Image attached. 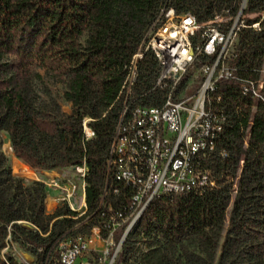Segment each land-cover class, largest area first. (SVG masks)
<instances>
[{"label": "trees", "instance_id": "trees-1", "mask_svg": "<svg viewBox=\"0 0 264 264\" xmlns=\"http://www.w3.org/2000/svg\"><path fill=\"white\" fill-rule=\"evenodd\" d=\"M243 3L0 0V264H19L4 253L13 244L30 254L33 264H45L61 241L89 235L101 221L106 189L105 202L116 212L130 206L133 192L112 181L108 160L125 106L128 66L162 9L190 12L200 25L227 19L224 30L241 13L246 27L238 32L229 65L237 78L260 79L264 0H246L242 8ZM255 23H260L259 31L251 27ZM202 42L200 31L192 43ZM214 61L215 57L199 55L192 68ZM39 69L65 89L64 97L72 104L70 115L55 101L41 102L35 89ZM158 74L157 59L145 53L138 63L132 107L162 105L164 92L153 90ZM254 89L257 98L245 94L234 79L218 82L215 97L221 98L220 117L227 123L217 140H210L209 153L200 164L210 172L215 187L202 195L155 197L125 237L116 264H264V103L260 89ZM84 119L94 133L90 139L84 133ZM1 133L9 136L14 157L35 172L85 163L86 213L75 219L77 214L67 204L47 213L45 184H26L13 174L1 150ZM193 168L198 172V166ZM86 218V224L91 222L75 230Z\"/></svg>", "mask_w": 264, "mask_h": 264}, {"label": "built area", "instance_id": "built-area-1", "mask_svg": "<svg viewBox=\"0 0 264 264\" xmlns=\"http://www.w3.org/2000/svg\"><path fill=\"white\" fill-rule=\"evenodd\" d=\"M222 23L217 20L200 25L190 12L178 14L167 7L161 10L136 53L137 61H131L128 66L125 80L130 95L108 160L112 181L113 174L131 173V182L122 185L132 190L133 204L125 206V212H116L105 202L106 189L101 202V221L93 226L89 235L61 241L56 255L45 264H116L119 247L123 246L121 233L126 232L138 210L161 195H202L215 187L210 172L200 164L209 153L210 140H217L220 127L227 123L220 121L221 98L215 97L218 82L234 79L241 88L260 89L264 103V69L260 79L250 80L235 77L229 65L238 32L246 27L241 13L228 30L223 29ZM251 27L256 31L261 29L260 23ZM200 31L203 42L194 46L192 38ZM147 52L159 63L153 90L164 92L163 103L156 107H132L130 101L138 77V63ZM199 55L215 57V61L203 65L199 74L189 75ZM83 126L86 139L92 138L94 133L91 129L87 132L86 119ZM249 134L250 127L246 131L245 146ZM189 165L198 166V175H190ZM75 170L82 180L80 189L77 185L65 188L62 201L72 206L71 202L79 199L84 208L83 188L88 169L84 163Z\"/></svg>", "mask_w": 264, "mask_h": 264}, {"label": "rangeland", "instance_id": "rangeland-1", "mask_svg": "<svg viewBox=\"0 0 264 264\" xmlns=\"http://www.w3.org/2000/svg\"><path fill=\"white\" fill-rule=\"evenodd\" d=\"M244 8V7H242ZM256 15H251L250 18H254ZM264 14H262V17ZM227 19L218 20V22L226 21ZM200 68H192V71L197 74L200 73ZM39 78L35 80V89L40 96V100L43 103H49L51 101H55L59 104L61 111L67 115L72 113V104L66 101L64 97L65 89L58 83H56L50 74L46 73L44 70L39 69L38 71ZM194 92V91H193ZM191 92V94L193 93ZM1 141L2 147L1 150L5 157L8 159L9 164L12 168L13 174L16 177L24 180L26 184L31 182L39 181L43 182L46 186L47 198L45 201L46 212L53 213L57 208L62 207L64 204H67L73 212L77 214L75 219H78L82 216L85 209L81 208L80 200L72 201V206L68 204V202L62 201L64 196L63 190L65 188L69 189L73 185H77L78 189H80L82 180L75 170V168L68 169H59L51 172H35L30 169L23 162L15 160L14 154L12 156L7 154V150L4 148L6 144L10 145L9 136L6 133H1ZM11 146V145H10ZM8 155V156H7ZM237 193V185L235 188V192L233 194L232 202L228 209V219L232 210L233 201L235 195ZM80 194V190H79ZM81 208V209H80ZM87 219V218H86ZM86 220L78 222L75 225V230H82L81 224ZM228 223V221H227ZM82 234H78L77 236L70 237L68 239H80L82 238ZM5 254L11 255L16 262L19 264H33L35 259L28 254L27 252L21 250L17 245L13 244L9 248L4 251Z\"/></svg>", "mask_w": 264, "mask_h": 264}, {"label": "bare ground", "instance_id": "bare-ground-1", "mask_svg": "<svg viewBox=\"0 0 264 264\" xmlns=\"http://www.w3.org/2000/svg\"><path fill=\"white\" fill-rule=\"evenodd\" d=\"M147 34H149V31L147 32ZM132 61H137V54L134 55ZM244 90H245V94L251 92V94H253L254 97H256V98L259 97L257 90H255L254 88H244ZM128 95H130V88L127 87V81H126V84L124 87L125 103H127ZM220 121H223V119L221 117H220ZM86 128H87V132L89 133L90 129L88 127H86ZM221 130H222V126L220 127V131ZM4 148L7 150L8 155H10V156L13 155L12 154L13 153L12 148L9 144H6L4 146ZM210 149H213L212 143H211ZM14 159L17 160L16 158H14ZM18 161L19 160H17V162ZM189 173H190V175H198V172L193 168V165H189ZM113 179L116 182H119L122 184L129 183V182H131V173L113 174ZM83 203H86L85 202V186L83 188ZM132 204H133V197L131 199L130 206H132ZM148 205H149V203H148ZM148 205H146V207L142 208L141 210H138V212L136 213V216H134L133 220L131 221V224H129L128 228H126V232H123V234L121 236V244H123L125 237L128 235V233L131 232L134 229V227L137 225V223L139 222V220L143 216ZM83 206H84V204H83ZM82 209H85V211L82 214V215H84L86 213V205ZM87 222H88V219H86V221L84 223H82L81 226H83V224H86ZM120 250H121V247H119V252H120Z\"/></svg>", "mask_w": 264, "mask_h": 264}, {"label": "water", "instance_id": "water-1", "mask_svg": "<svg viewBox=\"0 0 264 264\" xmlns=\"http://www.w3.org/2000/svg\"><path fill=\"white\" fill-rule=\"evenodd\" d=\"M245 4H246V0H244L243 7L245 6Z\"/></svg>", "mask_w": 264, "mask_h": 264}]
</instances>
